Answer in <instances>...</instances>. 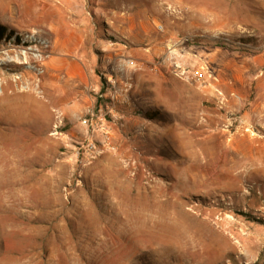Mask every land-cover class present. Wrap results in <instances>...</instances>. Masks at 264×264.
I'll list each match as a JSON object with an SVG mask.
<instances>
[{"label": "rangeland", "instance_id": "374dc122", "mask_svg": "<svg viewBox=\"0 0 264 264\" xmlns=\"http://www.w3.org/2000/svg\"><path fill=\"white\" fill-rule=\"evenodd\" d=\"M0 1V264H264V0ZM66 56L138 124L101 103L119 136L84 168L55 128Z\"/></svg>", "mask_w": 264, "mask_h": 264}, {"label": "crops", "instance_id": "0c3cea01", "mask_svg": "<svg viewBox=\"0 0 264 264\" xmlns=\"http://www.w3.org/2000/svg\"><path fill=\"white\" fill-rule=\"evenodd\" d=\"M8 7L12 9L11 4ZM3 8L6 10L7 4L5 1H0V14ZM0 24L7 26L6 19L1 16ZM47 65L46 70H55V73L51 72V75L57 76L58 79V109L65 120L66 126L62 132L63 138L61 140H63V143L67 139H81L85 136L86 128L80 121L89 110L103 109L101 103L115 116L117 119L116 124L121 125L125 129V132L126 130H130V127L133 130L134 126L138 125L136 119L130 116V109H128L129 111H125V107H120L119 113L114 111V104L112 105L108 102L111 93L101 87L99 77L95 73L96 61L93 59L85 62L78 57L66 56L60 57L54 62H48ZM43 87L46 88L45 82ZM181 92L184 91L182 90ZM184 93H182V96ZM128 102L132 103L131 99H128ZM118 120H122L123 123L121 124ZM107 125L110 130L112 143L119 136V132L115 128L117 125L110 122H107ZM111 143V148H113Z\"/></svg>", "mask_w": 264, "mask_h": 264}, {"label": "built area", "instance_id": "2783aa9c", "mask_svg": "<svg viewBox=\"0 0 264 264\" xmlns=\"http://www.w3.org/2000/svg\"><path fill=\"white\" fill-rule=\"evenodd\" d=\"M174 73L177 77L184 74L178 66H175ZM191 77L194 82L201 85L208 82L211 76H207V72L203 68H199L193 71ZM106 90L111 93L108 101L113 105L118 98L117 91ZM106 114L108 112H103L102 109L89 110L86 117L80 121L86 128L85 136L81 139H67L64 142V152L61 155L71 168H84L93 163L106 150L111 149V134L105 119ZM58 117L60 118L59 125L55 127L57 130L61 128L63 119L61 113ZM58 134L61 137L63 136L62 132H58Z\"/></svg>", "mask_w": 264, "mask_h": 264}, {"label": "trees", "instance_id": "16d2710c", "mask_svg": "<svg viewBox=\"0 0 264 264\" xmlns=\"http://www.w3.org/2000/svg\"><path fill=\"white\" fill-rule=\"evenodd\" d=\"M10 38H13V32L9 30L6 26H2L0 24V44L4 41L9 40ZM17 41V38H14ZM146 118L149 120H155L154 117H151L149 115H146Z\"/></svg>", "mask_w": 264, "mask_h": 264}, {"label": "bare ground", "instance_id": "6f19581e", "mask_svg": "<svg viewBox=\"0 0 264 264\" xmlns=\"http://www.w3.org/2000/svg\"><path fill=\"white\" fill-rule=\"evenodd\" d=\"M22 54H25V53H22ZM24 64H26V63L24 62L23 65H24ZM243 145H244V144H243ZM231 146H232V144L229 145V147H231ZM257 149H258V148H257ZM259 149H260V148H259ZM258 151H259V150H258ZM256 154H257V153H256ZM256 154H255V155H256ZM257 156H258V155H257ZM242 160L244 161V162H243V165H247L248 163H250V161H252L251 158H250V156H247V154H245V153H244V155H243V157H242ZM250 164H251V163H250ZM234 165H235V164H234Z\"/></svg>", "mask_w": 264, "mask_h": 264}]
</instances>
